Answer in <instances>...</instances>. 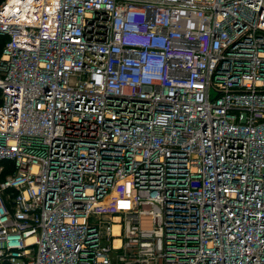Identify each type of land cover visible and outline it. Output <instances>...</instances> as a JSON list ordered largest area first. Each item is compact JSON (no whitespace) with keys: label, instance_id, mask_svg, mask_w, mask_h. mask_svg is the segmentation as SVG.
<instances>
[{"label":"built area","instance_id":"2783aa9c","mask_svg":"<svg viewBox=\"0 0 264 264\" xmlns=\"http://www.w3.org/2000/svg\"><path fill=\"white\" fill-rule=\"evenodd\" d=\"M0 35V264H264V0H4Z\"/></svg>","mask_w":264,"mask_h":264},{"label":"trees","instance_id":"16d2710c","mask_svg":"<svg viewBox=\"0 0 264 264\" xmlns=\"http://www.w3.org/2000/svg\"><path fill=\"white\" fill-rule=\"evenodd\" d=\"M3 1L4 0H0V3L3 2ZM6 40L7 39H6L5 36H1L0 35V54H1L2 50H3V47H4V44H5ZM0 103H1V100H0ZM0 165H5L4 166V171L0 174V180H3L5 178V176H6V174L8 172H10L11 170H13V166L11 165V163L4 162V161L0 162ZM4 264H6V263H4Z\"/></svg>","mask_w":264,"mask_h":264}]
</instances>
